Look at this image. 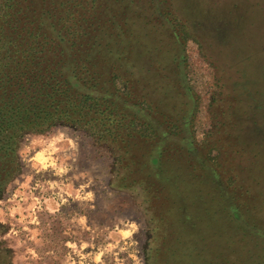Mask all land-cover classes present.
Returning <instances> with one entry per match:
<instances>
[{
    "label": "trees",
    "instance_id": "16d2710c",
    "mask_svg": "<svg viewBox=\"0 0 264 264\" xmlns=\"http://www.w3.org/2000/svg\"><path fill=\"white\" fill-rule=\"evenodd\" d=\"M181 1L0 0V198L22 170L25 135L73 127L113 152L112 187L139 196L148 264H246L225 243L264 233V140L240 107L223 125L237 143L218 159L196 142ZM0 264H12L1 244Z\"/></svg>",
    "mask_w": 264,
    "mask_h": 264
},
{
    "label": "rangeland",
    "instance_id": "374dc122",
    "mask_svg": "<svg viewBox=\"0 0 264 264\" xmlns=\"http://www.w3.org/2000/svg\"><path fill=\"white\" fill-rule=\"evenodd\" d=\"M179 7L186 14L178 19L188 32L182 47L189 80L199 98L196 142L215 147L211 157L218 159L232 131L228 123L223 126L224 118L241 107L259 148L264 0H182ZM19 155L22 170L0 198V244L12 264H148L150 224L137 194L112 187L110 148L80 129L61 126L47 135H25ZM240 155L235 163H243ZM259 206L256 214L264 221V201ZM263 234L255 241L241 235L226 242L230 258L264 264Z\"/></svg>",
    "mask_w": 264,
    "mask_h": 264
}]
</instances>
